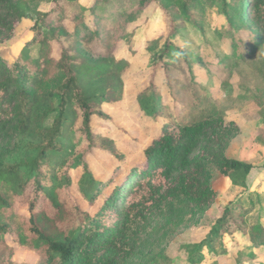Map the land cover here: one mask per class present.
I'll use <instances>...</instances> for the list:
<instances>
[{"label": "trees", "instance_id": "16d2710c", "mask_svg": "<svg viewBox=\"0 0 264 264\" xmlns=\"http://www.w3.org/2000/svg\"><path fill=\"white\" fill-rule=\"evenodd\" d=\"M33 1L40 0H0V46L13 39L18 24L27 17L28 3ZM41 1L49 3L50 8L38 20V34L31 41L37 55H20L13 61L0 55V245H7L8 236H16L21 248L42 258L41 264H125L130 258L129 233L149 220L163 203L183 198L200 217L211 209L216 192L205 175L206 161L234 185L246 187L255 166L227 156L228 125L223 117L208 112L199 116L208 93L196 83L188 53L169 42L187 24L201 26L208 9L220 7L224 29L234 37L229 40L232 52L225 56L217 73L252 68L258 70L259 78L264 70V0H93L90 5L80 0ZM137 6L140 8L127 25L142 16L147 7H157L169 18L172 32L164 53L176 52L178 60L164 63L163 69L176 109L185 117L175 116L169 121L176 109L164 104L152 85L139 97L141 109L147 116L168 122L145 150L141 163L123 164V157L113 151L121 163L122 176L107 183L97 182L84 159L90 148L74 157L64 145L68 143L66 129L80 118L78 139H87L89 147H98L100 138L91 125L94 116H101L97 105L122 100L123 78L130 69V62L112 55L111 44L107 38L102 39V31L109 36L117 29V18ZM66 22L73 24L71 31L64 30ZM85 32L91 41L81 40V45L90 55L99 57L97 60L75 48ZM65 33L72 39L64 41ZM242 34L248 37L246 41ZM153 42H146L147 48ZM125 44L132 49L136 41L129 36ZM56 45L60 46L58 56L54 55ZM110 75L115 79L111 90L99 94L92 90ZM240 86L248 92L247 100L263 103L261 87L252 89L243 77ZM56 112L54 124L47 126V119ZM191 117L190 124H185ZM20 151L26 157L9 164L8 160ZM53 157L56 161L52 164L49 159ZM76 169L83 171L80 195L92 204L104 195L102 207L94 216L83 210L69 191L73 185L70 173ZM107 188H111L110 193L105 195ZM17 203L29 206V218L16 212ZM111 210H117L119 219L108 226L104 218ZM235 234L251 246L264 247V224H249L243 207L237 211L226 207L200 244L192 264L204 259L203 247L213 256L219 255L217 241L226 253L225 237ZM238 261L253 264L243 258Z\"/></svg>", "mask_w": 264, "mask_h": 264}, {"label": "rangeland", "instance_id": "374dc122", "mask_svg": "<svg viewBox=\"0 0 264 264\" xmlns=\"http://www.w3.org/2000/svg\"><path fill=\"white\" fill-rule=\"evenodd\" d=\"M80 1L84 5L93 2V0ZM138 7L120 15L121 17L117 18V29L111 31L109 36L104 30L103 34L101 33L102 39L107 38L110 42L112 55L115 54L118 58L130 62V69L123 78L125 87L122 100L97 105L101 116H94L91 125L100 138L98 147H89L90 143L87 139H78L80 118L74 126L71 125L66 129L68 143L64 145L74 157L85 151L87 147L90 148L91 151L84 159L88 162L97 182L107 183L113 178L119 180L122 176L121 163L113 156V151L123 157V164L141 163L145 158V150L161 134L162 125L168 122L165 118L156 120L142 111L138 101L141 94L153 85L164 104L176 109L163 69L164 63L171 64L178 60L176 52L167 55L164 53L172 25L169 18L157 7H147L142 16L127 25L130 17L138 11ZM49 8L50 4L41 0L29 2L26 9L27 17L18 24L13 39L0 46V55L9 61L20 55L36 56V47L31 41L38 34V20ZM221 9L220 7L208 9L205 18L201 20V26L187 24L169 43L188 53L196 83L208 93L209 99L203 101V106L198 112H201L199 116H206L208 112L209 115L223 117L228 125L227 156L231 159L251 162L255 168L247 178L246 187L243 188L234 185L215 165L206 161L205 175L216 192V200L211 209L204 217H200L196 209L183 198H175L163 203L149 220L129 233L130 258L125 264H192L191 260L198 257L200 244L207 238L216 221L224 215L226 207L235 211L238 207H243L249 224H264V70L259 78H257L259 74H256L258 70L252 68H241V71L223 70L221 74L217 73L218 68L225 61V56L232 52L229 40L234 37L224 29L225 17L220 14ZM72 26L71 22H66L64 30L71 31ZM129 36L136 41L132 49L125 44ZM241 36L245 41L248 39L244 34ZM62 39L68 41L72 37L65 33ZM81 40L89 41L90 44L91 38L87 32L83 33L80 41L75 43V48L83 50L87 58L99 59L95 55H90L81 45ZM149 41H154L155 44L147 48L146 42ZM203 45L208 46L201 47ZM54 48V55L58 56L60 46L56 45ZM179 77L182 78L181 75ZM241 77L245 78L252 89L256 86L262 88L261 105L259 102L247 100L248 92L240 86ZM114 83L115 79L110 75L104 79L103 84L93 87L92 90L99 94L111 90ZM58 103L56 100V107ZM57 116L58 112L53 113L47 119L46 125L52 126ZM175 116L185 117L184 112L176 109V114L171 119L168 118L169 121L175 119ZM191 119L193 118H186L185 124H190ZM71 139L73 141L69 143ZM23 151L15 154L8 163L16 164L17 161L25 158L26 154ZM35 155L36 152L33 153V156ZM49 160L53 164L56 157ZM70 174L73 185L69 191L73 199L90 215H96L102 207L104 195L101 200L90 203L78 191L83 171L76 169ZM110 189L107 188L105 195L110 193ZM15 209L17 213L29 218L30 211L27 204L17 203ZM118 219L117 210H111L105 215L104 222L112 226ZM219 244L220 242L217 241L219 250L217 256H213L206 247H203L204 259L199 264H238L241 258L252 261L253 264L264 263V247L251 246V243L241 235H226L224 243L226 253H222L223 249ZM41 262L42 258L38 254L17 244L16 236H8L7 245H0V264H41Z\"/></svg>", "mask_w": 264, "mask_h": 264}]
</instances>
